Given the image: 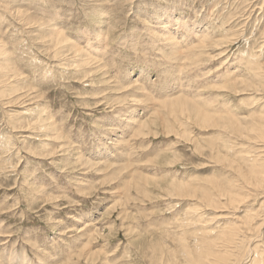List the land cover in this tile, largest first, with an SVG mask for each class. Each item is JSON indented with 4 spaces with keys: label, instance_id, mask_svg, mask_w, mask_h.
I'll return each instance as SVG.
<instances>
[{
    "label": "rangeland",
    "instance_id": "rangeland-1",
    "mask_svg": "<svg viewBox=\"0 0 264 264\" xmlns=\"http://www.w3.org/2000/svg\"><path fill=\"white\" fill-rule=\"evenodd\" d=\"M259 72L264 0H0V264L264 258Z\"/></svg>",
    "mask_w": 264,
    "mask_h": 264
},
{
    "label": "bare ground",
    "instance_id": "bare-ground-1",
    "mask_svg": "<svg viewBox=\"0 0 264 264\" xmlns=\"http://www.w3.org/2000/svg\"><path fill=\"white\" fill-rule=\"evenodd\" d=\"M163 34V33H162ZM160 35H161V33H160ZM201 35V34H200ZM198 37H199V39H200V37H202V36H199V35H197ZM166 39H167V41L168 42H170V43H173V37L172 36H169V37H165ZM194 38V37H193ZM59 41L58 42H60V41H64V40H60V39H58ZM166 41V42H167ZM178 41V40H177ZM206 41L207 40H203V41H201V43H200V45L198 46V48L200 49H204L205 47H206V45H205V43H206ZM167 42V43H168ZM174 42H176L175 40H174ZM179 43V42H178ZM181 43V42H180ZM189 43V42H188ZM169 44V43H168ZM177 44V43H176ZM107 45V44H106ZM75 49H76V51L78 52L79 51V48L77 47V46H75ZM97 50V48H94V51H96ZM178 52V51H177ZM183 52V51H182ZM80 53V52H79ZM185 54V53H184ZM86 58H89V56H87ZM256 58V57H255ZM86 60V59H85ZM94 62V61H93ZM95 63V62H94ZM259 68H261L260 66L258 67V69ZM259 74L262 76V78H264V72H259ZM232 75V74H231ZM239 77V76H238ZM237 76H234L233 75V77H232V79L231 80H234L235 82H236V80H241V79H239V78H241V77H239L238 78ZM145 85V84H144ZM258 86V85H257ZM183 91V88L182 87H179L178 88V90H175V91H173L172 92V94H174V93H177V92H182ZM183 93H185V92H183ZM178 94H181V93H178ZM178 94H176V96L178 95ZM170 95V94H169ZM182 96V95H181ZM178 97V96H177ZM184 97V96H183ZM169 99H167L168 101H170L172 98H170V97H168ZM166 99V98H165ZM185 99H187V98H185ZM175 100V99H174ZM182 100V99H181ZM167 101V102H168ZM178 101V100H177ZM184 101V100H183ZM188 102V101H187ZM177 103V102H176ZM192 103V102H191ZM228 103V102H227ZM180 104V103H179ZM194 104V103H193ZM178 106V105H177ZM231 106V105H230ZM227 107H229L228 105H227ZM225 108H226V106H225ZM192 110H193V108H192ZM192 110H191V112H192ZM226 111V110H225ZM232 111H233V109L231 110V109H229V111H226V113L224 114V113H222V114H211V113H209V111L207 112V111H205V110H203L202 112H200L198 109H195V114H196V116L198 117V119L197 120H199V119H201V120H199V121H201L200 123H203L204 125H206V126H208V125H212V126H216L217 125V119L215 120V118H214V115H218V119L220 120V123H221V125L220 126H224V128L225 127H227V126H229V128H230V130H231V132L233 131V132H236V131H234L236 128H233V126H235L234 125V121L235 120H237V118H239V117H237L236 116V114H233L232 113ZM257 114H260V113H257ZM225 118H226V120H225ZM236 118V119H235ZM256 118V117H255ZM260 119V120H259ZM218 120V121H219ZM253 120V119H252ZM257 121H256V124H253V126L251 127L250 125H248L247 127H249V128H251V130H249V128H247L249 131H252V132H249L246 128V130L249 132H247L251 137H253V140H254V143H258V142H264V117H261V116H258V118L256 119ZM198 121V122H199ZM249 121V120H248ZM46 123V122H45ZM131 123V122H130ZM136 123V122H135ZM210 123V124H209ZM251 123H253V121H251ZM137 124V123H136ZM138 124H139V122H138ZM138 124H137V126H138ZM45 126V125H44ZM244 127H246V125L244 126ZM214 129V128H213ZM238 129H240V127H237V131H238ZM241 129H243V128H241ZM245 129H244V131H245ZM243 130H242V132H244ZM256 131H257V133H256ZM246 135V134H245ZM213 137V136H212ZM117 143H119V142H117ZM264 145V144H263ZM211 146H212V144H211ZM261 147V145H259V144H257V145H248L247 146V150H249V149H252V151L253 150H256L257 151V149H259ZM213 148V147H212ZM246 148V147H245ZM243 149V148H242ZM263 148H261L260 150H262ZM240 150H241V148H240ZM238 151L237 153H238V156H239V160H242V159H245V161L246 160H249V161H251V164H250V162H249V164L252 166V169H256V168H259V172H261L262 173V177L264 178V157L262 156H255L254 155V157H252L251 159H250V157L247 155H245L244 153H243V151L241 150V151ZM260 150H258V151H260ZM250 151V150H249ZM255 153V152H254ZM258 153V152H257ZM263 153H264V151H263ZM259 154V153H258ZM264 155V154H263ZM225 159V158H224ZM233 160V159H232ZM248 164V165H249ZM240 167V166H239ZM256 167V168H255ZM236 168V167H235ZM241 168V167H240ZM240 168H238V169H240ZM248 168V167H247ZM261 168V169H260ZM237 168H236V170H238ZM232 170H233V168H232ZM255 171V170H254ZM235 173V172H234ZM241 173V172H240ZM250 174V173H249ZM251 175H252V173H251ZM244 176V174H242V177ZM256 176H254V178H255ZM244 179L246 178V177H243ZM262 179V178H261ZM210 179H208L207 181H209ZM264 180V179H263ZM248 181H250V178H249V180ZM191 183V182H190ZM215 184V183H214ZM239 185V184H238ZM203 187V186H202ZM213 187V186H212ZM180 188V187H179ZM229 188V187H228ZM240 188V187H239ZM242 189H243V187H241ZM240 188V189H241ZM258 188H260V187H258ZM203 189V188H202ZM234 189V188H233ZM262 190V189H261ZM171 191V190H170ZM182 191V190H181ZM220 191V190H219ZM226 191H227V189H226ZM200 192H201V190H200ZM232 192V189L230 188L229 189V192H227L228 194L229 193H231ZM172 193V192H171ZM195 193V192H194ZM264 193V192H263ZM182 194V193H181ZM196 194V193H195ZM219 194H221V193H219ZM180 196H182V195H180ZM208 196V195H207ZM206 196V197H207ZM229 196V195H228ZM227 196V197H228ZM211 197V196H210ZM217 197V196H216ZM210 199V198H209ZM206 200V199H205ZM234 200V199H233ZM219 201V200H218ZM207 202V201H206ZM212 206V205H211ZM259 206H261V203H260V205ZM202 207V206H201ZM203 208H204V206H203ZM202 208V209H203ZM257 209V208H256ZM263 210V209H262ZM197 211V210H196ZM188 212V211H187ZM200 212V211H199ZM263 212V211H262ZM189 216V215H188ZM201 215H200V213H199V218L197 217V219L199 220L201 217H200ZM252 216H253V214H252ZM259 216V215H258ZM203 217V216H202ZM250 217V216H249ZM255 217H256V215H255ZM261 217H262V215H261ZM260 218V217H259ZM257 220V219H256ZM263 223H264V216H263V219H262V221H261V223H260V225L258 226V228H256L255 229V224H254V228H253V230L252 231H250L251 232V234H250V236L248 237V239L245 237V240H247L246 241V243H248L249 241H251V242H253V240H251V239H253L254 237H256V236H258V231H259V229H261V227H262V225H263ZM247 224V228L249 227V229L251 230V223L250 222H248V220H246L245 221V223H243V225H246ZM203 226V225H202ZM204 228H206V227H204ZM203 228V229H204ZM206 232V231H205ZM230 241V240H229ZM242 241H244V240H242ZM262 241H264V239L262 240ZM202 242V241H201ZM209 244V246H208V249L209 250H211V252H208V251H206V249H204V248H198V250H197V254L195 255V257H192V260L190 259V264H212V263H214V262H212L211 261V259L210 258H212L211 256H216L215 258H217L216 260H218L217 262H216V264H230V262H229V260H231L230 259V255H228L227 253H216V252H214L215 251V248H213V245H212V242L211 243H208ZM229 244L230 245H232V242L230 241L229 242ZM235 244H237L236 242H235ZM259 244H260V242H256V244L254 243V244H252V249H253V251H252V254H251V256H249V259H248V261L247 262H245V261H243L242 259H243V256H244V254H242L241 255V257L238 259V264H264V258H263V256H261V253H260V248H259ZM207 246V245H206ZM236 247V246H235ZM205 248H207V247H205ZM226 248H228V247H226ZM230 248H232V247H230ZM207 249V250H208ZM247 249V248H246ZM226 251V250H225ZM224 251V252H225ZM248 254V253H247ZM263 254V253H262ZM237 256H239V255H237ZM215 260V259H214ZM247 260V259H246ZM189 262V261H188Z\"/></svg>",
    "mask_w": 264,
    "mask_h": 264
}]
</instances>
